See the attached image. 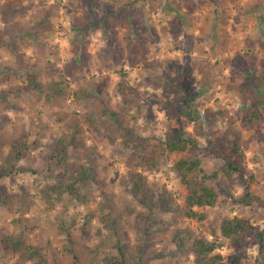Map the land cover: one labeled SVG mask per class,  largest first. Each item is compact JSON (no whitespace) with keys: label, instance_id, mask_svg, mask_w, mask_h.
<instances>
[{"label":"rangeland","instance_id":"374dc122","mask_svg":"<svg viewBox=\"0 0 264 264\" xmlns=\"http://www.w3.org/2000/svg\"><path fill=\"white\" fill-rule=\"evenodd\" d=\"M32 73L45 84L63 77L71 95L47 102L45 93L26 89ZM182 86L200 92L193 107L215 113L209 131L216 138H241L254 182L233 193L257 202L235 204L220 176L212 183L219 204L203 222L188 219L175 212L186 192L173 171L185 154L167 155L152 170L141 167L140 151L125 146L129 131L163 138L179 125ZM259 94L264 0H0V170L14 143L27 145L21 159L7 165L13 174L0 179V234L36 247L44 264H73V254L78 264H108L119 246L127 264H195L191 249L174 243L179 231L190 228L212 240L221 220L235 216L264 230ZM256 112L262 119L247 124ZM194 126H187L191 133ZM207 146L200 139L197 153L212 174L221 162ZM82 170L91 177L81 201L44 193L65 173ZM135 173L146 178L142 196L132 193ZM220 241L216 254L228 264L235 252ZM242 256V264H254L258 246ZM0 264L32 263L1 250Z\"/></svg>","mask_w":264,"mask_h":264},{"label":"trees","instance_id":"16d2710c","mask_svg":"<svg viewBox=\"0 0 264 264\" xmlns=\"http://www.w3.org/2000/svg\"><path fill=\"white\" fill-rule=\"evenodd\" d=\"M146 2L147 0H142ZM174 25V37H180V23L172 22ZM26 89L29 91L45 93L47 102L57 103L67 99L71 95L70 84L60 76L49 78L45 84L39 79L37 73L29 74ZM254 87V82L251 80ZM183 95L179 100V125L165 133L163 138H143L135 136L133 131H129L124 137L126 147L140 151V165L147 169L158 168L161 160L167 155L185 154L181 156L173 166V171L185 189L186 196L183 207H177L175 212L188 219L197 222H203L208 217L207 210L214 208L221 201L218 190L213 186V182L218 181L221 176L224 180V188L228 191V196L238 205H251L257 202L259 198L246 194L235 198L233 191L237 186H248V182H254V176L248 170L246 153L243 150L241 138L238 135L216 138L213 132L209 131V124L213 121L215 113L207 111L203 114L193 107L194 100L200 94L196 88H187L182 86ZM79 97V93L75 92ZM260 104L264 108V95L259 94ZM263 97V98H262ZM262 119L261 113L256 112L248 116L246 123L251 124L254 121ZM193 123L194 133L188 130V124ZM215 136V138H214ZM200 139L207 142L208 152L212 153L220 162L219 171L209 174L203 168L201 158L198 156L200 148ZM12 153L7 158V165L11 162H17L21 159L23 153L27 150V145L23 143H14ZM65 147L61 151H65ZM187 154V155H186ZM63 162V159H59ZM7 165L0 170V179L13 174V170L8 169ZM13 167V165H10ZM91 177V170H82L81 172L65 173L63 179L57 184H53L44 190L49 197L54 195L67 194L70 198L81 201L83 199V187L88 186ZM134 185L132 193L134 197L142 196L147 188L146 178L140 173H135L132 177ZM160 202L167 203V199L162 197ZM53 207L52 202L49 204ZM213 239L209 240L195 231L187 228L179 231L174 238V243L179 249L189 247L194 257L195 264H223V257L216 254V251L222 247L220 238L226 239L235 254L228 260V264H242V253L251 245H257L259 256L254 264H264V230H260L250 220L240 217H225L219 224V233L213 231ZM69 243H72L71 237H68ZM12 252L16 256L23 257L25 261L32 264H44L37 260L40 256L36 247L26 244L21 238L14 234H0V251ZM119 256L108 264H127L126 255L122 247H118ZM71 253L74 251L71 250ZM43 259V258H41ZM73 264H78V256L73 254Z\"/></svg>","mask_w":264,"mask_h":264}]
</instances>
